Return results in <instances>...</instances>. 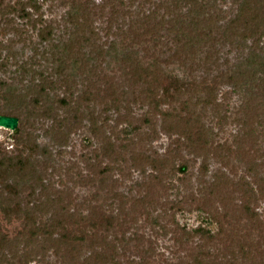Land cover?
<instances>
[{"label": "rangeland", "instance_id": "rangeland-1", "mask_svg": "<svg viewBox=\"0 0 264 264\" xmlns=\"http://www.w3.org/2000/svg\"><path fill=\"white\" fill-rule=\"evenodd\" d=\"M9 110L0 264H264V0H0Z\"/></svg>", "mask_w": 264, "mask_h": 264}, {"label": "trees", "instance_id": "trees-1", "mask_svg": "<svg viewBox=\"0 0 264 264\" xmlns=\"http://www.w3.org/2000/svg\"><path fill=\"white\" fill-rule=\"evenodd\" d=\"M164 61L168 62L167 60H164ZM161 67H162L161 64L154 61L145 67V71L143 73L137 74L135 71H133L131 73H128L127 75L129 76L130 79H133V80L136 79L137 82L136 81L135 82L138 83L141 87H157V88L158 87H165L164 91H165L166 95H169V93H168L169 91H167V90L168 89L170 90L171 87H175V88L177 87L176 90L177 89L180 90L179 87H188L187 86L188 84H186V82H184L183 78H181L178 75L169 74L165 70L161 69ZM153 70L157 71V73H155ZM243 77L244 76L241 75L240 80L242 81V83L244 82ZM229 79L232 81V84L238 85L239 79H237V76L232 75ZM251 80L256 81L257 79L255 77H252ZM245 81H246V78H245ZM261 82H262V80H261ZM34 102H35L34 105H39L38 100H35ZM61 105H68V104H66L65 100H62ZM73 110L76 112L77 108H74ZM0 115L8 116V117H15L18 119L19 123L23 122V118H24V114L21 113V111H19V110H17V111L9 110V112L3 111V112H0ZM19 123H18V125H19ZM63 126H64L63 122H60L59 128H61ZM21 131H22V128L21 127L19 128V126H18L15 134L19 135V134H21ZM26 166H27V160L22 159V160H19L17 165H15L13 168L10 169V165H8L2 171L0 170V185L2 186V188H6L10 192H15L17 189V186L11 181V175H14L15 177L19 176L21 174V172H23L25 170ZM182 170H185V168ZM29 220H30V218H29ZM32 224L35 227V229L44 231L45 234L49 238L52 237L53 232L50 231V229L52 228L51 224L49 225V228H48V223H43V224L38 223L37 224V222L33 220ZM201 233L203 234L204 231H202ZM205 234H207V233H205ZM205 234H203L204 238L206 236ZM211 237H213V236H211V235L207 236L208 239H210ZM76 240L82 241L83 239H76ZM131 264H134V263H131Z\"/></svg>", "mask_w": 264, "mask_h": 264}, {"label": "water", "instance_id": "water-1", "mask_svg": "<svg viewBox=\"0 0 264 264\" xmlns=\"http://www.w3.org/2000/svg\"><path fill=\"white\" fill-rule=\"evenodd\" d=\"M18 119L15 117H8L0 115V128L3 127L5 129H9L13 132L17 130L18 127Z\"/></svg>", "mask_w": 264, "mask_h": 264}]
</instances>
